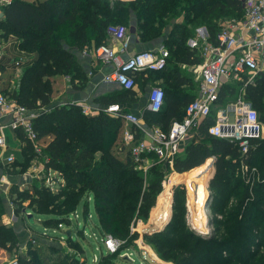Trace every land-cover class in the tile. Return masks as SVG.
I'll use <instances>...</instances> for the list:
<instances>
[{
  "label": "trees",
  "instance_id": "trees-1",
  "mask_svg": "<svg viewBox=\"0 0 264 264\" xmlns=\"http://www.w3.org/2000/svg\"><path fill=\"white\" fill-rule=\"evenodd\" d=\"M110 1L11 0L0 12L1 36H15L19 48H27L35 55L23 68L12 90L4 85L2 75L6 68L0 62V89L29 110L38 112L33 119L34 129L39 139L48 138L41 150L44 158H48V161L41 159L44 169L58 171L65 180L64 186L56 193L50 192L39 178H34L22 190L11 184L8 197L14 203V213L22 214L26 223L27 212L32 219L34 214L44 215L45 227L51 224L61 228L69 225L71 214L79 205H82L85 218L91 203L95 215L99 213L96 218L99 219L100 232L124 238L129 233V228H123L124 201L138 197L141 208L152 206L168 165L158 161L153 153L143 154L154 162L145 171V176L141 173L129 150L118 138L123 125L120 116L102 110L95 114L83 113L74 103L40 111L51 103V77L63 74L69 76L72 83L76 81L82 86L86 77L78 64L77 53L91 43L94 46L106 43L107 26L113 21L127 19L132 13L139 41L147 43L162 38L161 43L169 51L164 69L146 71L164 77V80L171 79L172 82L162 88L163 104L158 111L144 109L141 116L147 126L157 125L166 130L173 119L183 118L186 104L196 96L186 94L180 87L192 84L180 73L181 65H195L202 60L199 48L187 44V39L193 35L191 26H205L206 40L215 42L221 21L242 18L243 11L242 0H117L114 7H110ZM239 84L237 81L224 82L219 102L231 96ZM112 94V97H94L93 102L104 106L117 103L122 107L135 97L133 88L119 87ZM244 95L264 121V68L253 83L245 86ZM212 122L211 116L200 122L197 128L199 137L185 146L183 154H176L172 169L183 173L202 167L212 159L211 169L205 174L211 201L214 196L217 200L222 198L223 206L228 198L238 195L232 206L236 212L222 219L225 210H214L211 217L215 228L223 226L226 238H217L216 233L213 236L191 233L184 228L180 214L186 199L183 184L172 189V198L169 188L165 191L174 210L169 222L162 230L144 233L143 238L162 257H171L176 264H230L232 259L241 264H252L256 253L264 248V139H252L247 151L242 153L238 145L207 132ZM14 132L24 142V160L12 164L11 175L25 172L31 159L37 155L21 130ZM240 166L245 167L249 180L254 175L251 172L254 167L259 174L257 180L244 183L240 176L235 178ZM3 201L0 190V248L11 251L16 248L18 238L13 227L1 221L5 213ZM51 205L52 208L48 209ZM217 215L222 217L217 218ZM67 239L72 240L71 236ZM221 253L226 260H221ZM28 254L29 257L18 255V263L81 264L77 262V255L69 256L51 245L30 248Z\"/></svg>",
  "mask_w": 264,
  "mask_h": 264
},
{
  "label": "built area",
  "instance_id": "built-area-1",
  "mask_svg": "<svg viewBox=\"0 0 264 264\" xmlns=\"http://www.w3.org/2000/svg\"><path fill=\"white\" fill-rule=\"evenodd\" d=\"M10 2L11 0H0V12ZM242 11V18L221 21L215 42L204 38L201 46L202 60L193 66L198 79V93L186 104L184 117L181 120L173 119L168 129L157 125L142 127L141 114L123 111L117 103L100 109L112 116H120L124 124H128L122 129L120 143L129 150L137 168L146 171L154 162L152 158L143 156L148 153H153L158 161L172 168L183 137L193 127L198 128L200 122L208 116L212 117L213 122L208 126L207 132L238 145L242 153L247 151L252 139L263 137V121L244 94L245 86L253 83L264 68L259 60L260 56H264V0H242ZM106 32L113 42L119 44L118 49H113L107 43L91 47L95 59L111 65V70L104 75L103 81L116 83L126 89L134 88L136 73L155 72L165 68L169 51L163 44L152 50L135 51L124 56L129 37L128 27L112 23L107 26ZM86 50L87 47L82 52L85 53ZM228 81L240 84L231 96L219 102L222 84ZM163 100L162 87L152 86L147 96L146 110H160ZM78 105L83 113L91 114L93 111L86 103ZM37 114V111L29 110L0 89V163L10 167L16 161L12 154L3 156L6 143L2 129H19L37 154L30 166L32 173L43 180L45 187L56 191L63 184V177L52 168L44 169L41 159L48 161V158H44L41 153L42 146L33 126V119ZM3 180L4 175L0 177V182ZM30 240L35 241L33 237ZM114 244L115 241L108 238L107 245H112L113 248ZM6 264L19 263L15 257Z\"/></svg>",
  "mask_w": 264,
  "mask_h": 264
},
{
  "label": "rangeland",
  "instance_id": "rangeland-1",
  "mask_svg": "<svg viewBox=\"0 0 264 264\" xmlns=\"http://www.w3.org/2000/svg\"><path fill=\"white\" fill-rule=\"evenodd\" d=\"M116 1L117 0H111L109 2L110 7H114ZM120 1L129 2L132 0ZM132 18L135 17L132 13H130L127 19L113 21L112 23H119L128 26ZM191 28L193 35L187 39V44L189 46H197L201 53V46L204 42L205 32L203 31L202 25L191 26ZM60 35L62 36L61 33ZM157 39L162 40V38ZM0 46L2 47L0 50V53L2 54H0V62H3L4 67L6 68L4 75H2L4 77V85H7L9 90H12V88L17 85L23 68L32 61V57H34L35 53L29 52L27 48H19L16 44V37L11 34L1 36L0 33ZM53 86L55 87V85ZM53 93L54 96H56V93H59V89L55 90ZM55 103L56 101L51 99V103L48 106L43 107L40 111L50 110L54 106L58 105ZM198 137L197 128L193 127L183 137L178 153L180 155L183 154L185 146L191 141L197 140ZM257 139H264V134L263 137H259ZM96 156H98V153H96ZM211 160V158L208 159L202 167H197L183 173L176 172L170 168V166H167L166 168L163 167L165 168L164 173L166 177L162 181L161 189L155 195L152 206L141 208L138 197L125 200L124 209H126V211L125 213L122 211L125 220L123 228H129V233L124 238L113 237L110 233L105 231L104 233L100 232L98 229V227H100L98 222L99 219L96 218V216H99V213L94 215L95 210L93 205H89V213L85 216V218L82 214V205H79L78 213L73 212L71 214V222L66 227L57 228L55 225L51 224L45 227V223H43L42 219L44 218V215L37 216L34 214L31 221L29 219H27V223L24 221V224L30 225V227L36 231L35 237H33L35 241L32 242L28 238L25 241V248L16 247L11 251L6 250L8 251L6 261L8 262L10 259L15 257L18 258V255L29 257L28 249L30 248L35 249L36 246L51 245L53 248H57L58 250L67 253L69 256L77 255V262L81 264H176L175 260L171 257H162L161 253L157 251L152 244H150V246L149 242L146 243V240L143 238V234L162 230L166 223L169 222L174 210L172 211L171 200H168V196L165 191L169 188L172 198V189L174 187H179L180 184H183L185 187L184 193L186 199L183 204V210L180 214L184 219V228L191 231V233L194 232L204 236H213L214 233H216L217 238H226V235H224L222 231L223 226L221 225L220 227L215 228V225L211 222V217L214 216V210H217L216 212L225 210L223 217L221 215H217V218L222 217V219L230 215L232 212H236L233 210L234 208L232 206L235 204L238 195H233L228 198L227 203L223 206V202H221L222 198L217 200V197L214 196L213 201H211L210 191L206 186L205 179V174L211 169ZM12 166L9 171L12 169ZM138 169H140L141 173L145 176V171L141 168ZM245 170L244 166H240V170L235 173V178L240 176L244 183H247V181L252 182L257 180L259 174L256 173V169L254 167L251 169V172H253L254 175L250 180L247 178L248 174H245ZM175 179L176 181L174 182ZM64 184L65 180L63 179V184L57 187L56 191H51L50 189L49 191L56 193L61 186H64ZM9 201L12 207H14V203L11 199ZM51 208L52 205L48 206V209ZM179 208L180 207L177 209ZM67 230H69L71 235L69 234V236H67L65 234ZM70 236L72 240L68 241L69 239H67V237ZM110 237L115 241L113 248L112 245H107V240ZM223 259L226 260L224 255L221 253V260ZM215 260L217 259L215 258ZM230 264L241 263L232 259ZM252 264H264V248H261L256 253Z\"/></svg>",
  "mask_w": 264,
  "mask_h": 264
},
{
  "label": "crops",
  "instance_id": "crops-1",
  "mask_svg": "<svg viewBox=\"0 0 264 264\" xmlns=\"http://www.w3.org/2000/svg\"><path fill=\"white\" fill-rule=\"evenodd\" d=\"M128 44L126 47V51L123 54L124 56L134 53L135 51L140 50H147V49H155L159 45H161L162 40L161 39H155L153 41L143 43L140 42L138 39L137 32L135 30V19L132 18L131 22L128 24ZM133 28V30H131ZM203 31L205 32V39L207 38V29L205 26L202 25ZM108 35V34H107ZM106 43L112 47L113 49H118L119 44L117 42H113L109 36H107ZM94 46L93 43L89 47H87V50L85 53L80 52L77 53V61L78 64L83 72V74L86 77V82L80 86L75 81L72 83L70 80L71 78L69 76L63 75V74H56L51 77L52 80V94L51 99L55 100L58 105L66 104V103H74V104H81L86 103L89 105V107L93 110L91 114H95L104 107L103 104L93 102L94 97H99L103 95H108L112 97V91L114 89L119 88L116 83L113 82H105L103 81L104 75L110 72L111 65L104 64L97 59H95L91 47ZM258 56V55H257ZM259 60L262 61L263 67H264V56H260ZM194 65H181L180 73L184 76H186L191 82V85L183 84L180 87L185 90L186 94H193L197 95L198 93V79L196 78V72L193 69ZM136 83L133 88L135 92L134 100L122 105L121 108H124L123 111L133 112L136 114H143V110L146 109V103H147V96L149 93V90L152 86L157 85L162 88L167 86L171 81L170 78H166L164 80V77H157L154 74H148L146 72L139 73L136 75ZM69 78V79H67ZM55 85V87L53 86ZM60 85V86H59ZM59 86V87H58ZM54 87V88H53ZM59 89V93H56V96H54V91ZM54 90V91H53ZM182 93V92H181ZM128 126L127 123L124 124L120 129L118 138L120 139L122 129L124 127ZM141 126L146 128L148 127L143 119H141ZM2 134L5 138L6 148L4 149L3 156L12 154L16 161L15 163H21L24 160V151L23 146L24 142L17 137L14 131H11L8 128L2 129ZM48 138L45 139H39V144L43 147L47 143ZM41 142V143H40ZM33 160L31 159L27 169L25 172L21 174L11 175L9 174L10 167H7L6 164L0 163V177L2 175L5 176V180L0 182V190L2 191V197L4 199L5 204V213L1 217V221L5 225H11L13 227V230L18 238V243L16 247L18 248H25V241L26 239H31V237H35L36 231L33 230L30 225L24 224V218L23 215H16L14 213V207H12L10 203V199L8 197V189L11 184H16L19 189H23L26 186H28L30 183H32V180L34 178H37L35 176V173H32V168L30 167ZM37 170H40L38 166H35ZM41 171V170H40ZM42 173L39 174V177ZM91 204V203H90ZM74 212L78 213V208ZM29 213V212H28ZM92 213V211H91ZM83 214V213H82ZM95 215V212H94ZM26 222V221H25ZM3 248H0V264H6L7 260V253Z\"/></svg>",
  "mask_w": 264,
  "mask_h": 264
},
{
  "label": "water",
  "instance_id": "water-1",
  "mask_svg": "<svg viewBox=\"0 0 264 264\" xmlns=\"http://www.w3.org/2000/svg\"><path fill=\"white\" fill-rule=\"evenodd\" d=\"M131 30H133V28H131ZM118 87H119V85H118ZM27 217H28V219H29L30 221L32 220V217H31V214H30V213H27ZM66 234H67V235L70 234L69 230L66 231Z\"/></svg>",
  "mask_w": 264,
  "mask_h": 264
}]
</instances>
